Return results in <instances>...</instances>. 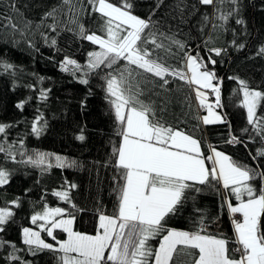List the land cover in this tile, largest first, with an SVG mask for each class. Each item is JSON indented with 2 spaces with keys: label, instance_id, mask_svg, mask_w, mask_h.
<instances>
[{
  "label": "trees",
  "instance_id": "obj_1",
  "mask_svg": "<svg viewBox=\"0 0 264 264\" xmlns=\"http://www.w3.org/2000/svg\"><path fill=\"white\" fill-rule=\"evenodd\" d=\"M108 2L122 7L125 0ZM127 2L132 4L133 15L145 20L151 18L152 30L165 45L169 41L160 37V33L184 44V51L174 45L168 52L155 49L151 43L145 47L154 58H163L166 66L182 72L187 79L167 75L169 83L160 87V78L143 73L124 60L111 68L101 65L95 70L88 69V53L101 49L80 36V25L87 33L107 38L106 33L100 31L103 19L93 11L89 0H70L69 3L64 0H0V65H13L8 70L0 67V124L11 125L0 134V144L6 149L11 146L15 155L14 161L0 152V169L9 173V182L0 186V208H10L13 212L0 226L3 228L0 231V264H60L61 252L37 249L33 254L30 246L23 242L22 230L36 227L31 217L42 213L45 207L65 209L62 217H75L73 230L90 235L96 234L101 213L116 215L119 188L125 181L121 178L122 170L115 166L114 149L122 141L118 133L123 126L117 122L115 110L109 103L114 98L107 97L105 91L109 72L116 75L127 69L141 73L142 76H137V80L143 78L140 99L152 104L167 125L200 141L203 157L209 156L211 148H215L237 164L264 173V157L257 156V151L264 149V132L258 134L260 130L248 124L238 82L246 81L249 88L264 92V55L257 54L264 46V0H238V14L227 21L217 17L233 9L229 0L223 3L218 0L214 6L202 5L199 0ZM53 9V15H46ZM236 19H242L244 24H237ZM9 22L15 29L8 26ZM52 40L56 41L55 45ZM240 44L244 48L239 49ZM209 48L225 51L215 56L207 51ZM185 51L193 56L199 53L208 70L215 73L217 79L213 82L220 88L217 110L226 118V123H202L203 109L188 79ZM209 55L216 60L215 65L208 63ZM65 57L75 60L80 70L71 65L67 66V71L62 70ZM81 79H87L88 83H80ZM42 92L46 100L40 98ZM22 100L28 102L23 110L17 109L16 104ZM256 111L258 117L264 118V100ZM38 115L43 117L41 123L45 124L39 136L31 131ZM243 129L248 131L244 133ZM230 132L241 142L227 143ZM81 134L85 137L83 141L77 139ZM42 152L63 154L68 163L74 161L75 164L57 167L27 163L29 157L36 160L37 154ZM205 161L206 166L213 167L211 162ZM251 183L257 189L261 186L259 177ZM70 184L77 187L72 189ZM197 187L202 191L186 193L187 199L176 213L166 217L164 230L149 239V246L155 251L168 229L199 231L203 217L201 234L228 240L231 255L239 259L240 253L235 251L239 245L235 243L234 217L224 204L228 197L231 202L237 201L235 196L216 181L210 186ZM57 191H68L69 200L55 196L53 193ZM14 200H18V207L10 203ZM53 235L56 240L45 230L41 232L43 240L54 247L57 240L66 239L65 232L59 228L53 230ZM192 251L194 256L198 255V250ZM10 256L19 259L10 260ZM190 261L191 258L181 256L176 264H190ZM153 262L154 257H149V264Z\"/></svg>",
  "mask_w": 264,
  "mask_h": 264
},
{
  "label": "snow or ice",
  "instance_id": "obj_2",
  "mask_svg": "<svg viewBox=\"0 0 264 264\" xmlns=\"http://www.w3.org/2000/svg\"><path fill=\"white\" fill-rule=\"evenodd\" d=\"M69 3L70 0H64ZM218 0H199L202 5H215ZM223 3L224 0H219ZM234 6L227 13H221L217 18L227 21L234 14H238V0H229ZM93 5V11L100 14L103 24L101 32H105L107 38H102L96 33H87L83 25H80V36L98 45L101 51L89 52L87 68L95 70L101 65L111 68L118 61H127L128 65H135L143 73H150L160 78L164 87L169 83L167 75L178 76L180 79L187 77L177 69L166 66L163 58L153 57L152 52L145 47L151 43L155 49L168 52L171 46H176L184 51V44L174 37L160 33L159 36L169 41L165 45L159 40L157 33L153 31L154 25L151 18L142 19L133 15L130 11L132 4L125 0L122 7L108 2V0H89ZM219 11V10H218ZM55 9L46 15H53ZM208 17H205L207 20ZM237 24H244L242 19H236ZM114 25V26H113ZM9 27L15 29V25L9 22ZM216 27V25H214ZM55 30V29H53ZM148 30L147 34L145 31ZM151 37V39H149ZM55 45L56 41L52 40ZM244 48L243 44L237 46ZM207 51L215 56H220L225 50L220 48H209ZM258 55H264V46L258 49ZM208 63L215 65L216 60L211 55ZM185 64L191 73L190 83L199 88L211 89L216 94V106H220V88L214 85L217 79L213 71L208 70L207 65L201 61L199 53L196 56L185 51ZM71 65L80 70V65L73 59L65 57L62 62V70L67 71ZM4 70L12 69V64L0 65ZM134 70H125L116 75L109 72L106 77L107 97H113L109 103L115 110V118L123 127L118 133L122 141L117 149L116 167L121 171V178L125 181L119 188L118 205L116 215L108 216L101 213L98 217L96 234L88 235L73 231L72 225L75 217L56 220L53 217L62 216L63 208L48 209L45 207L42 213L31 217L32 223L43 220L50 223L51 227L42 229L49 237L56 240L53 229L59 228L67 233V239L56 241L58 248L53 244L46 243L40 238V233L24 228L23 242L30 246L35 254L37 249H48L53 252H62L59 257L60 264H149V257H154V264H176L178 257L191 258L190 264H264V173L257 172L247 166H241L234 162L229 156L211 148V155L206 158L201 154V142L184 131L167 125L157 115L156 108L152 104H146L140 99L143 89L140 84L143 78L137 80ZM243 94L242 106L247 110V122L254 129H259L258 134L264 132V118L257 116V107L264 100V92L251 89L247 82L238 81ZM80 83L87 84V79H81ZM197 99L201 106H205L206 95L199 89L196 91ZM41 99H47L45 93H41ZM27 100L19 101L17 109L23 110ZM208 115L202 117L204 125L226 123V118L213 111V105L208 104ZM162 112L163 109H160ZM43 117L38 115L32 122L31 131L39 136L42 134L45 124L41 123ZM11 125L0 124V134L6 132ZM244 133L248 129L242 130ZM78 140L83 141L84 135H78ZM241 141L231 135L227 141L229 144ZM23 144V141H20ZM0 152L15 161L12 148H5L0 144ZM23 155V153H21ZM45 154H37L38 159L29 157L27 163H43ZM257 156L264 157V149L257 151ZM205 159L211 162L213 167L205 164ZM57 167L73 166L74 161L67 165L59 156ZM25 162V161H20ZM259 177L261 186L255 188L251 181ZM212 181L222 182L225 190L235 196L238 204L233 205L225 199L224 204L228 212L235 216L240 214L242 219H233V230L235 243L239 245L235 249L240 253L239 259L231 255L228 247L229 241L207 234H201L203 229V217H201V229L197 232L179 231L168 229L163 236L159 248L155 251L148 244L150 238L164 230L166 217L176 213L179 207L187 199L186 193L194 191L200 193V186H210ZM9 182V173L0 169V186ZM66 183H68L66 181ZM75 189V184H70ZM61 200L68 201V191H57L53 193ZM246 197V199H245ZM19 206L18 200L10 202ZM75 208V205L72 206ZM197 211H200L197 209ZM13 215L10 208H0V226L4 225ZM3 228L0 227V231ZM2 244V242H0ZM34 246V247H33ZM15 248V245H12ZM192 250H198L194 256ZM107 253V254H106ZM75 254V255H72ZM10 260L19 259L10 256ZM187 264V262H186Z\"/></svg>",
  "mask_w": 264,
  "mask_h": 264
},
{
  "label": "rangeland",
  "instance_id": "obj_3",
  "mask_svg": "<svg viewBox=\"0 0 264 264\" xmlns=\"http://www.w3.org/2000/svg\"><path fill=\"white\" fill-rule=\"evenodd\" d=\"M103 38V37H102ZM98 46V45H97ZM187 73H188V79H189V81H190V78H191V73L188 71V69H187ZM214 85H216V83H214V82H212ZM193 84V83H192ZM194 85V93H196V91H197V89H199L201 92H203V93H205V95H206V101H205V106H202V109H203V113H202V117H204V116H207L208 115V109H207V105L208 104H211V105H213V111H215L216 113H218V114H220V115H222L221 113H219V111L217 110V106H216V94L215 93H213L212 91H211V89H204V88H199V86L198 85H196V84H193ZM242 96H243V94H242ZM197 97V96H196ZM198 100V99H197ZM243 100V99H242ZM198 104H200L199 103V100H198ZM245 112L247 113V110L245 109ZM221 152V151H220ZM42 154H45V156H44V161H43V163H47V164H49V165H52V164H54V165H57L58 164V161L56 160V157L57 156H59V157H61L62 159H63V161L65 162V164L67 165L68 164V162H67V159H66V157L62 154V155H60V154H57V153H48V152H42ZM209 155H211V151H210V154ZM226 155V154H225ZM38 159V158H37ZM205 164H206V161H205ZM212 165V164H211ZM221 185H222V182H221ZM245 199H246V197H245ZM227 200H229L230 202H231V200H230V197H228V199ZM233 205H235V204H238L239 203V201H235V202H231ZM231 215V214H230ZM238 215H240V214H238ZM67 218H70V217H68V216H65V217H62V216H57V217H53L52 219H56V220H61V219H67ZM241 219H242V217H241ZM44 225V227L45 228H48V227H51V224L50 223H45V221H43V220H38L37 222H36V227H34V228H28V229H30V230H32V231H35V232H39L40 233V238L41 239H43L42 237H41V232H42V230H44V229H42L41 227H40V225ZM72 229H73V225H72ZM54 230V229H53ZM74 231V230H73ZM66 234V239H67V233H65ZM88 235H90V234H88ZM22 238H23V232H22ZM65 239V240H66ZM60 241H63V240H60ZM47 243V242H46ZM55 247H59V245L58 244H56V246ZM62 253V252H61ZM64 254L62 253V256H63ZM72 255H75V254H72Z\"/></svg>",
  "mask_w": 264,
  "mask_h": 264
},
{
  "label": "built area",
  "instance_id": "obj_4",
  "mask_svg": "<svg viewBox=\"0 0 264 264\" xmlns=\"http://www.w3.org/2000/svg\"><path fill=\"white\" fill-rule=\"evenodd\" d=\"M235 219H239L240 216L238 214H235V216H233Z\"/></svg>",
  "mask_w": 264,
  "mask_h": 264
},
{
  "label": "crops",
  "instance_id": "obj_5",
  "mask_svg": "<svg viewBox=\"0 0 264 264\" xmlns=\"http://www.w3.org/2000/svg\"><path fill=\"white\" fill-rule=\"evenodd\" d=\"M159 248V247H158ZM154 263V262H153Z\"/></svg>",
  "mask_w": 264,
  "mask_h": 264
}]
</instances>
